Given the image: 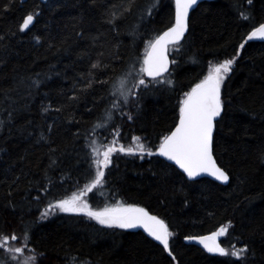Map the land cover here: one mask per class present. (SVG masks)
Returning <instances> with one entry per match:
<instances>
[{
	"label": "trees",
	"instance_id": "trees-1",
	"mask_svg": "<svg viewBox=\"0 0 264 264\" xmlns=\"http://www.w3.org/2000/svg\"><path fill=\"white\" fill-rule=\"evenodd\" d=\"M32 12L29 29L18 32ZM173 18V0H0V236L21 238L0 245V259H8L6 247L25 246L29 226L27 249L35 248L37 264H264V41L248 39L264 23V0L198 4L181 49L169 48L176 61L166 74L172 83L141 91L138 112L135 101L124 110L136 116L128 121L112 108L113 99L122 100L111 95L113 81ZM233 57L213 144L227 185L188 181L156 155L120 153L103 186L87 194L94 209L120 201L163 219L175 259L139 231L58 210L41 218L49 204L90 182V141L117 139V147H129L139 136L155 152L177 122L183 94ZM97 62L103 66L90 73ZM220 228H226L219 240L226 251L247 246L243 260L209 254L186 239Z\"/></svg>",
	"mask_w": 264,
	"mask_h": 264
},
{
	"label": "snow or ice",
	"instance_id": "snow-or-ice-1",
	"mask_svg": "<svg viewBox=\"0 0 264 264\" xmlns=\"http://www.w3.org/2000/svg\"><path fill=\"white\" fill-rule=\"evenodd\" d=\"M195 4H197V0H175L174 22L171 26L149 41L143 57L137 56L134 58L128 64L122 76L117 81H113L112 87L115 91L111 95L116 97V94L119 93L122 100L113 99L111 101L112 108L117 109L121 115H125L128 121H133L136 116L132 111L125 113L124 110L135 101L136 111L138 112L141 91H146L150 86L159 84L161 81L165 84L172 83L170 79H167L166 74L170 72L169 64H175L176 61L169 60V47L173 48L174 53L181 49V42L189 29V10ZM36 15L35 12L26 14L23 22L18 25L17 31L24 32L29 29ZM12 34L15 35V33ZM253 37L264 38V23L253 28L248 34L249 40ZM0 39H3V37H0ZM243 47L244 45L241 44L240 48ZM234 63V57L217 63L203 79L191 87L190 91L183 94L177 105V122L168 134L160 138L159 144L155 146V152L145 143L140 142L141 138L139 136L132 137V140L137 143L129 147L123 144L117 147V139L100 146L95 141H90L88 143L90 148L88 163L89 169L94 172L90 182L70 197L60 199L55 204H49L47 209L41 213V218H47L48 215L58 210L63 213L84 214L100 225L109 228L132 229L140 227L148 236L163 246V250L167 252L169 257L175 259L170 246V237L173 233L163 219L151 214L144 207L120 201L94 209L84 197L88 192L97 189L98 186H103L106 179V170L112 166L114 155L120 153L136 155L138 152L141 157L144 154L149 156L158 154L161 157H166L169 161H173L190 179L199 176L201 173H207L215 177L216 180L228 181L229 175L222 167L218 166L213 156V144L214 132L223 120L226 110V101L222 97V85L228 73L233 70ZM102 66L99 62L93 63L89 71L90 73L94 72ZM38 85L39 82L37 81L32 86ZM87 86H92L91 78L88 79ZM73 99H76V97H73ZM115 115L116 112L114 111L108 112L106 119L112 121ZM113 135L119 138L120 132L117 131ZM220 234L219 232H213L209 236H188L186 239L199 240L210 253L231 255L237 257L238 260H243L247 252V246L228 252L216 242V237ZM20 239L14 234L10 237L0 236V245H8L9 241H19ZM23 241L24 247H6L5 255L8 259H0V264H37L38 255L35 248L27 249L30 242L29 226H25ZM26 250L31 254L23 255Z\"/></svg>",
	"mask_w": 264,
	"mask_h": 264
},
{
	"label": "water",
	"instance_id": "water-1",
	"mask_svg": "<svg viewBox=\"0 0 264 264\" xmlns=\"http://www.w3.org/2000/svg\"><path fill=\"white\" fill-rule=\"evenodd\" d=\"M211 1H214V0H197V4L193 5V7L189 10V16L191 14V12L197 7L198 4L202 3V2H211ZM173 6H174V15H175V0H173ZM173 22H174V18H173ZM166 31V30H165ZM163 33V32H162ZM161 33V34H162ZM187 33V32H186ZM185 33V35H186ZM250 40H253V41H264V38H260V37H253L252 39ZM171 47V46H170ZM169 47V48H170ZM170 60V58H169ZM170 66H171V63L169 64V69H170ZM151 79V78H149ZM159 159H161L162 161L174 166L185 178L186 180L188 181H196V180H199V179H208L210 181H213L219 185H222V186H225L227 185L228 181H219V180H216L215 177H212L210 175H208L207 173H201L199 176L195 177V178H188L186 173L183 172L182 169H180L177 165H175V163L173 161H169L167 160L166 157H161L159 156L158 154H155ZM127 231H139V232H142L144 235H146L149 239H151L152 241H154L155 243L159 244L160 246H162L158 241H155L152 237L148 236V234L143 230V228H140V227H136V228H132V229H125ZM216 242L218 243V241L216 240ZM190 243L195 245V246H198L199 248H201L203 251L209 253V254H212V255H216L217 253H210L208 252L204 247L203 245L199 242V240H190ZM219 244V243H218ZM163 247V246H162Z\"/></svg>",
	"mask_w": 264,
	"mask_h": 264
},
{
	"label": "rangeland",
	"instance_id": "rangeland-1",
	"mask_svg": "<svg viewBox=\"0 0 264 264\" xmlns=\"http://www.w3.org/2000/svg\"><path fill=\"white\" fill-rule=\"evenodd\" d=\"M97 143V142H96ZM88 194V193H87ZM87 194L86 196L84 197L85 199H87ZM63 213V212H62ZM66 214H75V213H66ZM79 215V214H78ZM81 215H84V214H81ZM85 217H87L86 215H84ZM89 218V217H87ZM91 219V218H90ZM93 220V219H92ZM95 221V220H94ZM97 222V221H96ZM216 232H219L221 233L219 236L216 237V240H220L222 237H224L225 233H226V228H220L218 231ZM219 254V253H218Z\"/></svg>",
	"mask_w": 264,
	"mask_h": 264
},
{
	"label": "bare ground",
	"instance_id": "bare-ground-1",
	"mask_svg": "<svg viewBox=\"0 0 264 264\" xmlns=\"http://www.w3.org/2000/svg\"><path fill=\"white\" fill-rule=\"evenodd\" d=\"M187 35V34H186Z\"/></svg>",
	"mask_w": 264,
	"mask_h": 264
}]
</instances>
